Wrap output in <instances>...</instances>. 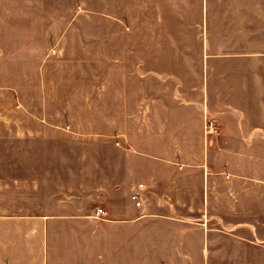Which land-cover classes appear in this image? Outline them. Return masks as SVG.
I'll return each mask as SVG.
<instances>
[{"label": "rangeland", "instance_id": "rangeland-1", "mask_svg": "<svg viewBox=\"0 0 264 264\" xmlns=\"http://www.w3.org/2000/svg\"><path fill=\"white\" fill-rule=\"evenodd\" d=\"M199 1L0 0V172L20 169L13 161L25 155L19 143L90 139L74 152L105 156L108 169L161 171L170 157L172 169L201 170L203 214L211 217L218 208L209 203L225 214L226 200L209 182L229 170L241 187L250 185L239 201L250 208L251 233L264 238V130L253 128L264 126V53L243 49L260 43L256 34L227 32V0H212L206 32ZM245 12L236 14L240 28ZM149 25L174 32L154 34L152 50L145 43L131 50L146 36L128 33ZM138 57L144 70L153 61L154 74L137 67L139 76L130 75ZM120 59L126 65L113 66L104 82L102 65ZM46 145L72 149L67 141ZM200 180L194 173L182 179L193 193L186 209L196 214Z\"/></svg>", "mask_w": 264, "mask_h": 264}, {"label": "crops", "instance_id": "crops-1", "mask_svg": "<svg viewBox=\"0 0 264 264\" xmlns=\"http://www.w3.org/2000/svg\"><path fill=\"white\" fill-rule=\"evenodd\" d=\"M202 1L201 20L205 23L201 27L207 32L212 0ZM240 1L227 0V32L256 34L260 43L243 49L264 53V0H243L242 6ZM241 9L249 14L242 28L236 16ZM141 32L146 40L137 42L131 50L144 43L152 50L154 34L174 31L149 25L134 26L128 34ZM121 64L126 65V60L102 65L104 82L110 69ZM144 64L142 57L133 60L130 75L139 76L137 67L142 75L149 71L154 74L153 61L146 59V70ZM253 128L264 130L261 124ZM47 140L19 143L18 150L25 155H13V161L22 163L20 169L11 165L0 172V264H264V238L251 233L250 208L239 201L240 192L248 194L250 188L241 187L240 176L229 170L214 173L216 181L209 182V188L218 198L225 196L226 211L223 214L211 201L210 208L218 209L208 217L203 214L208 182L203 197L205 174L201 170L172 169L174 160L170 157L166 160L168 168L161 171L108 169L105 156L95 160L86 152H74L75 146L87 144L90 139ZM240 140L248 144L247 138ZM53 141H67L72 147L70 153L62 154L46 145ZM89 162L96 164L89 167ZM188 173L198 174L201 179L198 214L196 209L188 210L191 206L186 209L193 194L184 192L182 185ZM135 192L139 204L132 197ZM97 207L104 212L97 213ZM192 218L201 220L196 223ZM252 256L258 258L257 262Z\"/></svg>", "mask_w": 264, "mask_h": 264}, {"label": "built area", "instance_id": "built-area-1", "mask_svg": "<svg viewBox=\"0 0 264 264\" xmlns=\"http://www.w3.org/2000/svg\"><path fill=\"white\" fill-rule=\"evenodd\" d=\"M138 194L135 192V193H132V197L136 199V203L139 204L140 203V199L137 197ZM99 212H104L103 208L102 207H97V213Z\"/></svg>", "mask_w": 264, "mask_h": 264}]
</instances>
